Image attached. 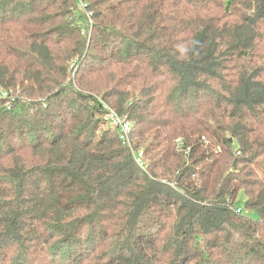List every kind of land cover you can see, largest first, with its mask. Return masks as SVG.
<instances>
[{
    "label": "trees",
    "instance_id": "16d2710c",
    "mask_svg": "<svg viewBox=\"0 0 264 264\" xmlns=\"http://www.w3.org/2000/svg\"><path fill=\"white\" fill-rule=\"evenodd\" d=\"M19 78L0 264H264V0H0V98Z\"/></svg>",
    "mask_w": 264,
    "mask_h": 264
},
{
    "label": "rangeland",
    "instance_id": "374dc122",
    "mask_svg": "<svg viewBox=\"0 0 264 264\" xmlns=\"http://www.w3.org/2000/svg\"><path fill=\"white\" fill-rule=\"evenodd\" d=\"M80 5H84V4L81 3ZM79 9L81 11V8ZM99 55L101 56L102 53H99ZM85 66H88V65H85ZM69 68H70V76L68 75L67 79L68 81L69 80L71 81L73 79L72 77L76 76L75 74L76 69H72L71 67ZM100 82L101 81L98 77H92L90 80L87 81V84L88 85L92 83L100 84ZM19 84L21 85V87H18ZM75 87L77 86L75 85ZM15 88L16 89L12 90L10 95L7 97L8 100H3V98H0V107L4 108L6 111L10 110L14 104H17V106H19L18 104L20 103V106L18 107V109H21L24 105L25 107L26 106L28 107L29 105H32L37 100L36 98H33L32 96L28 95V93L32 91V90H28L29 88H31V84L30 82H28V80H22L21 78H19L16 82ZM120 89H124V88H120ZM2 97H5V96L3 95ZM98 100L99 102H101L100 98H98ZM103 105H105L104 106L105 110L110 109L106 104L103 103ZM23 117H24V120H26L25 113H23ZM97 128L99 132H103L104 130L105 131L112 130V128L108 125L107 121L104 119V116L102 117L101 123L97 127L95 125V127L92 129L94 130V133H93L94 136H96L99 133L97 132ZM88 137H92V134H89ZM176 142H179V141L177 140ZM13 143H16V142H13ZM140 159L142 160L141 156H140ZM246 215L251 218L255 217L254 213H251V212H246ZM60 253H63V252L61 251Z\"/></svg>",
    "mask_w": 264,
    "mask_h": 264
},
{
    "label": "built area",
    "instance_id": "2783aa9c",
    "mask_svg": "<svg viewBox=\"0 0 264 264\" xmlns=\"http://www.w3.org/2000/svg\"><path fill=\"white\" fill-rule=\"evenodd\" d=\"M104 119L107 121L108 125L116 130L118 133L119 140L122 141L123 143L127 144L128 143V138L127 135L130 132L131 124L129 121H127L125 118H121L120 116L117 115L116 112H114L111 109H107L104 115ZM141 154L137 157H135V161L138 164V166L142 167V161L140 159ZM239 213L240 211H236Z\"/></svg>",
    "mask_w": 264,
    "mask_h": 264
}]
</instances>
